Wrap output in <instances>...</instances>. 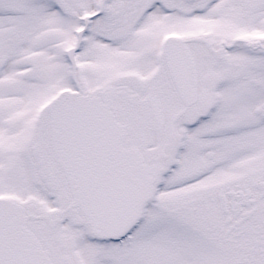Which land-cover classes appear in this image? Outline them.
Listing matches in <instances>:
<instances>
[{
	"label": "snow or ice",
	"instance_id": "6c2138e0",
	"mask_svg": "<svg viewBox=\"0 0 264 264\" xmlns=\"http://www.w3.org/2000/svg\"><path fill=\"white\" fill-rule=\"evenodd\" d=\"M0 264H264V0H0Z\"/></svg>",
	"mask_w": 264,
	"mask_h": 264
}]
</instances>
